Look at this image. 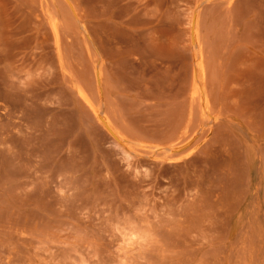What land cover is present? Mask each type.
I'll list each match as a JSON object with an SVG mask.
<instances>
[{"label": "rangeland", "instance_id": "obj_1", "mask_svg": "<svg viewBox=\"0 0 264 264\" xmlns=\"http://www.w3.org/2000/svg\"><path fill=\"white\" fill-rule=\"evenodd\" d=\"M0 264H264V0H0Z\"/></svg>", "mask_w": 264, "mask_h": 264}]
</instances>
